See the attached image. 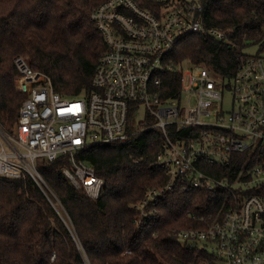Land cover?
I'll return each instance as SVG.
<instances>
[{
    "label": "trees",
    "instance_id": "1",
    "mask_svg": "<svg viewBox=\"0 0 264 264\" xmlns=\"http://www.w3.org/2000/svg\"><path fill=\"white\" fill-rule=\"evenodd\" d=\"M103 1L0 0V125L5 130L10 131L15 125L25 98L15 88L16 55L24 56L32 68L46 73L54 90L64 96L92 91L91 81L106 45L91 13ZM135 1L155 15L188 2ZM199 1L200 19L205 27L226 30L229 37L224 41L202 33H187L176 38L167 55L173 70L165 75L169 89H165L164 96L178 91L177 65L183 62L203 64L229 81L237 64L248 56L243 51L246 45L258 43L264 48V0ZM134 108L128 113V139L88 144L77 151L76 158L89 164L103 179L98 197L91 198L66 178L63 169L69 166L67 156L37 161V169L47 184L45 188L29 175L0 176V264L213 261L205 247L180 241L172 233L177 228L203 226L202 218L209 221L207 215H215L226 204L225 191H183L175 186L147 207L156 210L154 218L146 220L139 216L137 206L146 192L163 185L166 176L161 169L150 166L160 147L161 131L150 127L151 118L146 123L135 122ZM234 156L221 168L207 163L199 166L207 173L232 180L242 166L264 163V151L258 162L255 153ZM249 192L262 194L254 188Z\"/></svg>",
    "mask_w": 264,
    "mask_h": 264
},
{
    "label": "built area",
    "instance_id": "2",
    "mask_svg": "<svg viewBox=\"0 0 264 264\" xmlns=\"http://www.w3.org/2000/svg\"><path fill=\"white\" fill-rule=\"evenodd\" d=\"M201 11L199 0L161 15L141 8L135 0L98 4L91 20L106 51L95 68L92 91L80 96L60 94L46 73L16 55L15 85L25 98L13 128L8 131L0 125V176L29 175L45 188L37 161L67 156L69 166L63 174L75 188L96 198L103 179L76 158L77 151L88 144L128 139L129 110L135 107L136 112L143 106L144 118L137 123L151 118L150 127L161 131L160 147L150 166L161 169L166 182L146 192L137 206L139 216L154 218L156 210L147 207L175 186L183 191L223 190L226 204L215 215L209 213V221L202 218L203 226L174 229L173 236L198 243L213 260L225 264H264V163L242 166L232 180L199 166L221 168L243 152L255 153L259 161L264 151V55L243 58L229 81L203 64L188 63L184 68L183 62L177 65L178 91L164 96L169 89L165 75L173 70L167 55L176 38L187 33L224 41L229 37L226 30L205 27ZM225 91L231 93L230 111L223 108ZM253 188L262 194L250 193Z\"/></svg>",
    "mask_w": 264,
    "mask_h": 264
},
{
    "label": "rangeland",
    "instance_id": "3",
    "mask_svg": "<svg viewBox=\"0 0 264 264\" xmlns=\"http://www.w3.org/2000/svg\"><path fill=\"white\" fill-rule=\"evenodd\" d=\"M187 1H192V0H187ZM243 51L248 54V55H254L257 53H260L264 55V48L260 47V44L258 43H253L246 45L243 48ZM188 65L187 62L183 64V67L186 68ZM18 75V74H17ZM17 77V76H16ZM16 79V78H15ZM15 81V80H14ZM16 88V85H15ZM17 90V89H16ZM18 91V90H17ZM19 92V91H18ZM21 93V92H20ZM24 94V93H22ZM24 100V99H23ZM234 105L232 104L231 100V93L229 91H225L224 93V98H223V108L225 111H230ZM135 122H138L144 118V108L143 106H140L138 110L135 112V114L132 117ZM132 120V119H131ZM209 264V263H208ZM210 264H225L222 260H213Z\"/></svg>",
    "mask_w": 264,
    "mask_h": 264
},
{
    "label": "snow or ice",
    "instance_id": "4",
    "mask_svg": "<svg viewBox=\"0 0 264 264\" xmlns=\"http://www.w3.org/2000/svg\"><path fill=\"white\" fill-rule=\"evenodd\" d=\"M78 143V142H77ZM90 183H91V181H90Z\"/></svg>",
    "mask_w": 264,
    "mask_h": 264
}]
</instances>
